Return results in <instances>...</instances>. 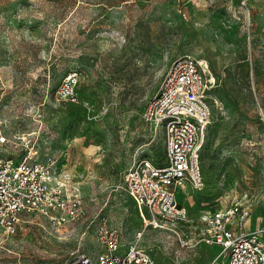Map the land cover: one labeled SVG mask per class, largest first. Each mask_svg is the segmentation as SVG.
I'll use <instances>...</instances> for the list:
<instances>
[{
    "label": "rangeland",
    "instance_id": "374dc122",
    "mask_svg": "<svg viewBox=\"0 0 264 264\" xmlns=\"http://www.w3.org/2000/svg\"><path fill=\"white\" fill-rule=\"evenodd\" d=\"M186 54L207 60L220 101L197 198L246 202L250 222L264 224V0H0V123L10 138L0 154L21 156L29 141L39 160L72 170L84 196L83 215L60 231L22 213L15 233L0 232V264L94 259L104 221L135 240L124 173L136 159L161 158L164 132L143 114ZM69 77L66 99L59 88ZM139 245L159 264H208L221 250L181 247L153 228Z\"/></svg>",
    "mask_w": 264,
    "mask_h": 264
},
{
    "label": "built area",
    "instance_id": "2783aa9c",
    "mask_svg": "<svg viewBox=\"0 0 264 264\" xmlns=\"http://www.w3.org/2000/svg\"><path fill=\"white\" fill-rule=\"evenodd\" d=\"M70 78L59 88L62 98L74 97ZM215 86L205 58L186 54L171 62L143 114L146 122L163 130L164 152L158 161L136 159L123 177L140 223L135 240L124 241L121 229L104 221L98 228L102 250L96 258L81 254L67 264H159L139 245L148 228L163 231L181 247L219 246L208 264H264V225L247 229L249 204L223 195L197 198L205 184L201 148L220 103L213 95ZM9 142L0 123V145ZM36 152L25 141L21 156L0 154V232L15 233L22 213L39 215L58 231L83 215L84 196L72 170L54 158L39 160Z\"/></svg>",
    "mask_w": 264,
    "mask_h": 264
},
{
    "label": "crops",
    "instance_id": "0c3cea01",
    "mask_svg": "<svg viewBox=\"0 0 264 264\" xmlns=\"http://www.w3.org/2000/svg\"><path fill=\"white\" fill-rule=\"evenodd\" d=\"M261 225H264V224H263V223H251L250 220L247 221V223H246V226H247V229H248V230H252V229H254L255 227H257V226H261Z\"/></svg>",
    "mask_w": 264,
    "mask_h": 264
}]
</instances>
